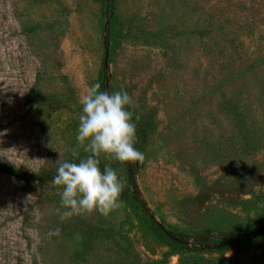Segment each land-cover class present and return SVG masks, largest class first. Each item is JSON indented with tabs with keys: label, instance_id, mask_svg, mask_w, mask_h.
Listing matches in <instances>:
<instances>
[{
	"label": "rangeland",
	"instance_id": "1",
	"mask_svg": "<svg viewBox=\"0 0 264 264\" xmlns=\"http://www.w3.org/2000/svg\"><path fill=\"white\" fill-rule=\"evenodd\" d=\"M93 83L137 105L135 179L158 222L187 236L264 224V0H0L1 162L42 175L71 160ZM99 160L125 185L108 217L62 220L52 180L0 171V264H264V236L196 252L163 236L127 163Z\"/></svg>",
	"mask_w": 264,
	"mask_h": 264
},
{
	"label": "clouds",
	"instance_id": "2",
	"mask_svg": "<svg viewBox=\"0 0 264 264\" xmlns=\"http://www.w3.org/2000/svg\"><path fill=\"white\" fill-rule=\"evenodd\" d=\"M82 112L76 135L77 146L71 150L72 160L59 159L52 183L62 189V220L98 212L104 217L123 207L121 195L125 185L111 165L100 167L99 157L120 164L143 162L144 154L137 142V105L126 90H101L100 83L91 84L79 97ZM131 109V110H130ZM77 149L87 155L81 157ZM63 210V211H61Z\"/></svg>",
	"mask_w": 264,
	"mask_h": 264
},
{
	"label": "trees",
	"instance_id": "3",
	"mask_svg": "<svg viewBox=\"0 0 264 264\" xmlns=\"http://www.w3.org/2000/svg\"><path fill=\"white\" fill-rule=\"evenodd\" d=\"M113 3L114 0H108ZM106 52L103 59V68L106 69L108 63V47L109 38L106 35L104 41ZM83 157V156H82ZM72 160V159H71ZM69 160V161H71ZM135 162L127 163L128 179L130 185V198L135 202V204L148 216L153 224L156 225L158 231H161L163 236H166L171 241L176 244L182 245L190 251H224L226 249H233L235 246L244 243L251 238H258L264 236V224L259 225L249 231L239 232V233H227V234H215V233H201L194 236H187L180 234L176 231L168 230L162 222H158L154 215L150 212L149 208L143 197L141 196L140 189L136 184L135 174ZM101 169L104 168V164L100 162ZM0 171L6 172L15 178L24 181L26 183H31L33 181L45 182L52 180L57 174L56 172H47L42 175H37L32 172L23 171L21 169H16L0 161ZM187 241L188 243L180 242ZM191 240V241H188Z\"/></svg>",
	"mask_w": 264,
	"mask_h": 264
},
{
	"label": "water",
	"instance_id": "4",
	"mask_svg": "<svg viewBox=\"0 0 264 264\" xmlns=\"http://www.w3.org/2000/svg\"><path fill=\"white\" fill-rule=\"evenodd\" d=\"M178 241H180V242H184V243H188L187 241H181V240H178Z\"/></svg>",
	"mask_w": 264,
	"mask_h": 264
}]
</instances>
